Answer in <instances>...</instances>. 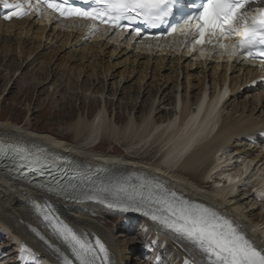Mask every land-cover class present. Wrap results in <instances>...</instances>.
Returning <instances> with one entry per match:
<instances>
[{"label": "bare ground", "instance_id": "bare-ground-1", "mask_svg": "<svg viewBox=\"0 0 264 264\" xmlns=\"http://www.w3.org/2000/svg\"><path fill=\"white\" fill-rule=\"evenodd\" d=\"M0 38L7 40L10 44L1 49L0 56L8 59L12 54L17 53L18 60L22 64L31 65L30 78L35 83L36 89L48 83L47 80H51L49 77L51 70V72L55 71L52 86L66 92L69 82L67 75L73 72L79 73L83 80L92 85L91 88L82 90L89 94L86 100L87 107L94 104L93 101L104 104L102 109L98 108L99 114L94 121H89L87 116L73 124V127L77 129L76 137L85 136L87 137L85 140L88 141L77 146L55 135L32 130L27 127L31 122L30 118L20 126L2 120V98H0L1 137L18 138L39 149L45 148L46 154L67 157L86 166L102 168L109 172L115 171L117 174H125L129 171L143 172L162 181L169 192L177 193L207 207H221L225 210L230 208L231 222L242 231L257 250L264 251V214L254 212L260 209L259 206L254 208L253 204L242 201L244 199L242 197L249 193L250 198L258 202L252 189L246 190V185L242 183L251 167L258 168L259 172L264 174V147L260 148L256 142L251 141L258 133L264 132V93L261 91L239 92V88L246 85L253 76L251 72L229 79L232 95L229 100L224 101L222 106L214 102L209 111L201 108L196 115L190 117L194 107L206 94V90L210 89V96H213L225 85L226 72L219 73L216 68L209 72L211 68L206 69L200 65L191 64L184 57L152 59L142 55L135 56L134 53H128L126 49L113 47L112 50L110 48L112 46L109 45L78 49L75 47L78 38L73 39L68 34L61 36L54 31L47 32L42 27L26 22L0 25ZM72 46L77 50H70ZM44 56L48 57V61L42 59ZM11 58L13 59V55ZM20 69L21 67L17 68L16 73H21ZM13 70L12 65L8 71L13 72ZM60 75L63 77L59 80ZM132 77L137 79L131 81ZM149 87H152L154 91L148 90ZM6 89H4V95ZM180 93L182 109L178 112L176 101ZM110 95L113 96V101L120 103L119 109L123 104L127 106L126 113H129V107H133V111L141 109V117L135 116L137 119L129 120L130 114L127 116L128 123L117 126V121H112L106 110ZM143 102H148L146 109ZM109 105L111 104H108V107ZM114 107L116 106L113 104L111 108L115 110ZM86 111L84 116L88 115L90 110L86 109ZM161 114L164 115L161 116ZM206 118L210 121L209 132L200 133ZM217 127L218 130L214 132ZM104 137L122 144L127 149H137L136 145H139L143 150L150 148L153 151L151 147L156 148V144L161 142L159 146L160 151L163 152L161 164L165 169L160 168V171L150 169L148 157L139 158L121 153L114 156L97 152L98 145ZM245 138L250 139V142L245 143ZM224 154L225 159L222 161ZM233 159L240 161L241 166L234 174L227 175V170L224 169H228V164ZM193 173L199 175L201 179L191 178L190 175ZM214 175L223 176L228 179V184L232 182L234 184L215 186L214 182L216 184L220 182L213 179ZM262 177L256 181L248 180V182L250 181L251 184L255 182L259 188L261 184L264 185ZM237 182L242 183L240 190L245 189L241 198L238 196ZM261 196L264 197V191ZM33 199L44 203L48 209H61L69 223L99 235L107 243L110 264H131L134 260V252L127 255V251L136 245V242L143 247L139 253L143 255L140 264H181L183 254L191 256L194 254L188 242L183 239H174L171 235L163 233L164 229H162L163 236L159 234L158 239L152 240L155 242L156 249H163L168 254L170 261L164 263L161 260L163 257L153 250L154 247L149 246L148 242L150 235H156L159 230L154 228L152 223L146 222L144 218L132 215H118V218L121 217L123 226L137 233L136 242L127 240L119 245L117 234L108 226H103V222L98 221L101 214L107 216L111 214L110 211L77 204L67 206L62 199L54 195H45L35 187L20 183L10 174L0 172V229L10 236L9 239L12 238V241H23L32 246L43 259L47 260L46 264H56V262L31 234V229L34 228L45 232L36 216L26 207V203ZM257 216L258 220H256ZM3 232H0V239ZM85 240L94 246V242ZM174 243L179 245L180 252L171 251L169 246ZM132 248L136 251L139 247ZM196 257L201 258L199 254H196ZM22 260L23 264L34 261L41 264L26 255L20 256V263Z\"/></svg>", "mask_w": 264, "mask_h": 264}, {"label": "snow or ice", "instance_id": "snow-or-ice-1", "mask_svg": "<svg viewBox=\"0 0 264 264\" xmlns=\"http://www.w3.org/2000/svg\"><path fill=\"white\" fill-rule=\"evenodd\" d=\"M94 5L89 8L74 7L68 0H37L36 8L41 3L65 18L76 17L92 20L99 24H106L110 28L129 31L141 36V30L132 26L130 22L139 21L150 27H158L166 23L175 15L180 7L181 0H84ZM255 0H204L201 4H193L196 12L188 15L181 13L179 23L171 27L168 35L182 30L185 35L195 26L198 33L194 43L215 44L228 50L223 41L239 37L232 45L234 52H239L249 59H259L264 66V7L245 9ZM12 9L3 18L10 20L13 17L23 18L29 12L25 5H10ZM33 7L31 0L26 5ZM128 21L129 23H122ZM93 25V31H96ZM144 39L151 37L144 36ZM5 145L0 144V154L9 153ZM18 151V150H17ZM30 164L42 165L44 161L37 155L25 157ZM45 190L52 195L68 197L70 194L63 186H45ZM90 199L105 203L107 207L120 211H139L152 221L171 230L178 238L192 245L194 254L191 259H185L184 264H264V251L257 250L238 228L229 220L218 216L209 208L192 204L169 192L162 186H154L145 181L141 185H132L128 182H118L115 186H105L96 190ZM45 220L52 223L46 214ZM55 231L71 247L79 264H110L109 252L99 238L95 239L94 246L82 239L76 232L62 221L54 224ZM39 235V233H37ZM44 240L43 236H40ZM47 243V241H45ZM51 247V245H49ZM58 251V249H55ZM22 252L33 255L31 249L22 246ZM196 254L200 255L197 259ZM65 264H72L64 257Z\"/></svg>", "mask_w": 264, "mask_h": 264}, {"label": "rangeland", "instance_id": "rangeland-1", "mask_svg": "<svg viewBox=\"0 0 264 264\" xmlns=\"http://www.w3.org/2000/svg\"><path fill=\"white\" fill-rule=\"evenodd\" d=\"M8 45L10 44L7 40L0 38V52H1V49L5 48ZM14 50L15 49H13V51ZM12 55H13V59L11 58ZM12 55L8 59H5L4 57L0 56V98H2L1 99V102H2L1 119L10 121L13 124L20 126L25 123V120L30 118L31 122L28 123L27 127L31 128L32 130L38 131L40 133H47L50 135L51 134L55 135L77 146H79L80 144L87 143L88 142L86 141L87 137L85 136L80 137V138L76 137L77 129L73 127V124L78 119L86 118L87 116L89 117V121H92V120L94 121L95 117L99 114L98 108L101 107L102 109V106L104 105L103 103L99 104V102L93 101L94 104L87 107L86 100L89 97V94L88 92L82 91V90L85 88H91L92 85L89 82L83 80L81 74L73 72L67 75L69 82L67 85L66 92H64L63 89L59 91L54 86H52V83L54 82L52 79L54 78L55 71L51 72L50 70L51 75L49 77H51V80H47L48 83H46L43 86H38V88L36 89L35 83L30 78L31 71L29 69L31 68V65L22 64L21 61L18 60L19 55L17 53L16 55L14 54ZM44 57L42 59L43 60L46 59L48 61V57L47 56H44ZM24 62H26V60H24ZM9 63H11V65ZM12 65L14 66L13 72L8 71L10 70V67ZM19 67H21L20 69L21 73H18V72L16 73V69ZM119 71H121V69H119ZM119 71L116 70V72H119ZM35 75H38V74H35ZM39 75H42V74H39ZM59 77H60L59 78L60 80L63 76L60 75ZM136 79L137 77H132L131 81H134ZM21 87H24V88H21ZM4 89H6L5 95L3 93ZM148 90L154 91L152 87H149ZM108 104H111V105H109L108 107ZM108 104H107L106 110L109 114V117L112 118V121L114 120L117 121L116 123L117 126H121L122 124H125L126 122L128 123L130 119H137L136 117H141V114H142L141 109H139V111L137 109L133 111V107H129V113H126L125 109L127 108V106L124 105L123 103H121L123 104V106H121V109H119L118 105H120V103L113 101V96L111 95L109 96ZM113 104L114 106H116L114 107L116 108L115 110L111 108ZM143 104L145 106L144 109H146L148 107V102H143ZM86 109H89L90 111H88V115L84 116L83 114L87 112ZM130 114H131V117L129 118V120H127V116H129ZM163 115L164 114H161V116ZM160 145H161V142H158V144H156V148L151 147V149L154 152L151 151L150 148L143 150L141 149L139 145H136L137 149H127L122 144H118L116 142H113L111 139L108 140L107 137H104V140L98 145L97 152H102V153L105 152L107 154H113L114 156H118L121 153V154H126L129 156H136L139 158L143 156L148 157L149 158L148 164L150 165L148 167L150 169H153V170L158 169L160 171V168L165 169V167H163V165L161 164L162 162L161 156L163 155V152L160 151V148H159ZM138 152H140L141 154ZM224 159H225V154H224V158L222 161H224ZM233 160H234L233 162L234 165H231V167H228V169L227 168L224 169L225 171L227 170L228 173L230 172L232 174H234L240 168V165L235 163L236 159H233ZM257 170L258 169H256L253 174H256L257 172H259ZM259 175L263 176L264 174L262 172H259ZM190 177L191 178L196 177V178L201 179L200 176L196 175L195 173L190 175ZM203 178L202 180L204 181ZM241 191H242V194H241ZM243 191L244 190H240V187H239V191H238V196H240L239 198H241V196H243V194L245 193V191L244 192ZM248 194L249 193H246V196L242 197L244 198L242 201L253 204L254 208L255 206H259L255 203V200H253V198H250L251 195L249 194L250 195L249 196ZM261 204L262 206H259L260 209L254 210L255 213L264 214V210H263L264 204L263 203ZM257 217H256V220L259 219V217L258 218ZM98 221H101V223L103 222L102 223L103 226L104 225L108 226L109 229H111L114 233L117 234L116 238L119 242V245H121L122 242H126L127 240L131 242H136L135 238L137 236V233L132 232L131 234L130 231H134V230H131V228L129 230L128 228H126L127 226L125 225L123 226L122 223L124 222L121 220V217H119L118 219H114V217L112 216L110 217L102 216L101 218H99ZM119 227L121 228L119 229ZM118 230H121V231L118 232ZM125 230L126 231L129 230V231L126 232ZM150 237L153 238V236L151 235ZM148 242H149V246H153V247L155 246V242L152 239H149ZM137 243L138 242H136V246H137ZM7 244L8 243L5 239L3 241V245L0 246V254H2L1 256L4 257V259L0 258V264H13L17 259L15 256L12 255L14 251H9V252L5 251L4 252L5 254L2 253L3 249H5ZM132 247H135V246H132ZM132 247L129 248V250L127 251L128 253L127 255L132 254V252H134ZM142 248L143 247L141 246L140 249L138 248L136 250H139V251L143 250ZM133 259H132L133 262L131 264H140L139 257L138 258L134 257ZM166 259H168V257ZM163 262L165 263V261Z\"/></svg>", "mask_w": 264, "mask_h": 264}]
</instances>
